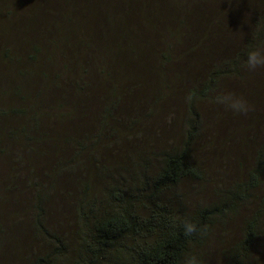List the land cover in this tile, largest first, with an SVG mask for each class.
Listing matches in <instances>:
<instances>
[{
  "label": "trees",
  "instance_id": "obj_1",
  "mask_svg": "<svg viewBox=\"0 0 264 264\" xmlns=\"http://www.w3.org/2000/svg\"><path fill=\"white\" fill-rule=\"evenodd\" d=\"M84 1L0 0V264L21 248L16 264H53L72 241L81 264H184L260 185L264 75L253 76L244 59L264 48V0H109L100 21L114 39L107 47L87 27L89 16L75 14L88 15L97 2ZM26 11L47 17L31 18L19 42L21 30L7 26ZM117 20V28L109 24ZM178 76L194 82L177 87ZM254 81L257 126L234 120L219 141L231 117H213L210 154L229 152L226 168L236 172L217 175L194 161L206 123L194 101ZM181 93L189 101L183 112ZM186 181L194 183L180 191ZM200 184L217 198L189 210L185 201ZM184 219L207 231L185 235ZM259 229L256 217L245 220L225 249L227 264L258 263Z\"/></svg>",
  "mask_w": 264,
  "mask_h": 264
},
{
  "label": "rangeland",
  "instance_id": "obj_2",
  "mask_svg": "<svg viewBox=\"0 0 264 264\" xmlns=\"http://www.w3.org/2000/svg\"><path fill=\"white\" fill-rule=\"evenodd\" d=\"M74 1L79 2V1H84V0H74ZM96 1L97 2H96L95 7L89 6L88 11H90V13H88V15L86 14V12L79 11V10H77L75 14L79 17H84V18L86 16H89V18L86 21L87 27L91 28L92 30L94 29L96 31L100 30L101 31L100 35H102V40H101L102 44L104 47H107V46H110L109 45L110 42L112 44L114 43L113 41L114 39H113V36H111V33L109 30H104L103 28H100V26L104 24V23L100 24V21L102 22V19H105V16H104L105 14L103 15L104 8L107 4V1L108 2L110 1L109 0H96ZM84 2L86 6H84L83 8H86L88 5H90L91 1H84ZM59 4L60 3L56 1V5H59ZM102 10H103V13H102ZM43 16L47 17L45 13H43ZM93 16L95 18H93ZM45 17H33L32 14L27 13L26 11L23 13V15L21 16L19 20L14 19L15 22H12L10 25L7 26V28H9L12 31L21 30L23 28H30L31 25L29 21L31 18L33 19L41 18L42 20H44L46 19ZM4 22L5 20H2L0 24H4ZM109 22L111 21H108L106 23H109ZM109 24L112 27L117 28L118 24H121V21L117 20L116 23H109ZM108 33L110 34L109 36H108ZM28 35H29L28 32L21 30L15 36H16V40H18L19 42H22L28 37ZM20 36H26V37H20ZM179 67H180V64H179ZM206 69H207V66L205 64L200 65L199 68L197 69L198 70L197 75L194 78L200 75L199 74L200 71L204 72ZM187 70L188 69H185V68L183 69V72L185 73V75H186ZM3 73H4V70L1 75H3ZM260 73L264 75V67H259L256 70L251 71V74L253 76H259ZM192 78L193 77H191V79H187V78H184V76H178L176 80L179 82L180 85L177 87L184 86V85L186 87V86L191 85V82H194ZM197 80L199 79L197 78ZM260 82H261L260 78H258L257 83L259 84ZM233 84L234 83L231 82L230 85L228 86L229 91L232 90L231 92H228V94L229 93L234 94L237 97L243 98L247 102L248 111L246 113H240V114L233 113L224 104L218 103L216 101V97L219 96V94H215L213 99H210V100L199 101L198 99H195L194 101V106L196 107L197 111L202 115L204 120L206 121V123L204 122L202 125L200 139L198 140V144L196 147L198 154H196V156L194 157V161L195 160L200 161L202 163V166L205 169H208V166H211L217 175L218 174H228L229 176L231 175L234 176L236 172L234 169L228 170L226 168L227 163L225 161L227 159L229 152H223V151L221 152L220 157L222 160L220 158H215L212 154H210L211 147L209 146V142L211 138L214 136V131H213L214 130L213 127L215 126V122L213 118L214 115L215 114L225 115V116H222L225 122H226L225 117L230 116L231 120H229L228 123H230V121L232 122L231 127H228V125L226 124L225 130L223 127L218 129L220 131V134L217 135L216 139L219 141L222 138H224L226 135H228L227 132H231L234 120L240 121L243 123L248 122L252 126H257L259 123L260 116H261V109L259 108L261 106L257 107L255 106L256 103L252 102V101H255V98H258L257 96L259 93H254L252 95L253 97L252 99L248 96V94L252 91V88L254 87V85L256 86V81L252 82L250 85H248V83L246 82H243L244 85L241 84L242 87L239 86V87L232 89ZM247 88H250L248 92H247ZM222 91H226V89H222ZM216 93H219V91H217ZM185 97L186 98H184L181 93L176 98V101L183 104V106L181 107L182 112H183L184 106L187 107V104H189L186 94H185ZM184 101H185V104H184ZM173 108L178 109L174 105H173ZM232 116H234L233 119H232ZM161 117L163 118V115H161ZM212 119H213V122L211 123ZM178 120H179V123L175 122L173 125H171V127H176V128L180 127V124L182 123L181 121L182 117H180ZM260 128L262 132H264V124H261ZM214 147L215 146L213 144V148ZM243 153L246 156H250L251 154L250 147L249 146L245 147L243 149ZM232 158H235V156H232ZM213 166H216V167H213ZM259 180H260V185L258 187V190L253 193L251 201L246 206H243L237 213L230 214L227 217L222 218L219 221H217L218 223L215 225V228H214L215 239L211 243L207 242V244L204 245L202 248L201 246L196 247L197 252H200L201 256L207 260V264H227L228 255L226 254L225 249L228 246L233 245L239 241V239L241 238L243 223L245 222L247 218L251 216L256 217L257 226L258 228H260L258 231L257 239L259 241L264 242V205H263L264 168L260 174ZM192 183L194 182L186 181L185 183H183L182 186H180V191L184 187L187 188ZM206 183H208L207 180H206ZM216 191L217 190L215 191L211 190L210 187L207 185L204 186V184H200V186L196 187V190L193 189L190 191V196L187 197L185 204L187 205L189 210H192V209L197 210L201 208L205 203H210V202L215 201L217 198ZM258 212H261V213H258ZM53 223L58 224L60 222L58 219L54 218ZM60 226L61 225H59V227ZM64 227L67 229V231L71 230V229H68V226L64 225ZM263 246H264V243H263ZM67 249H68V253L65 257L52 259L53 264H77V261L79 262V258L77 256V250H76L74 241L70 242V244L67 246ZM202 252L204 254H202ZM24 256H25L24 248L14 249V254L12 255V257H10V261L13 264H16L18 260L22 259V257ZM252 258L253 259H251V262L255 263L254 257ZM12 263H9V264H12ZM82 264H88V262L85 261ZM257 264H264V251L262 252V255L259 258Z\"/></svg>",
  "mask_w": 264,
  "mask_h": 264
},
{
  "label": "clouds",
  "instance_id": "obj_3",
  "mask_svg": "<svg viewBox=\"0 0 264 264\" xmlns=\"http://www.w3.org/2000/svg\"><path fill=\"white\" fill-rule=\"evenodd\" d=\"M244 64L250 71H254L259 67H264V48L256 47L246 51ZM216 101L224 104L236 114L246 113L248 111L247 102L243 98L237 97L231 93L217 96ZM181 227L184 234L189 237L197 234H204L207 231L201 226H198L191 219H184ZM184 264H207V260L204 259L199 252L189 251L184 257Z\"/></svg>",
  "mask_w": 264,
  "mask_h": 264
}]
</instances>
